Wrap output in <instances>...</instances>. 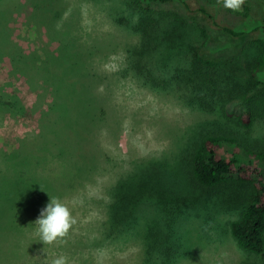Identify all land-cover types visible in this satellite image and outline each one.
Segmentation results:
<instances>
[{
  "label": "rangeland",
  "instance_id": "1",
  "mask_svg": "<svg viewBox=\"0 0 264 264\" xmlns=\"http://www.w3.org/2000/svg\"><path fill=\"white\" fill-rule=\"evenodd\" d=\"M149 9L176 14L179 21L170 20V25L181 31V35L168 31L169 43L163 42L147 62V70L159 80L168 78L174 68L186 67L198 48L215 59L239 58L243 63L254 54L247 36L230 39L211 31L204 39L199 28L205 23L199 16L183 17L172 5H152ZM216 10L218 18L232 28L249 27L259 17L257 6L249 0H244L239 11ZM139 12L134 0H0V89L15 96L22 107L20 113L0 111V150L9 152L20 139L29 138L32 145L39 141L41 145L35 148L41 146L45 153L48 149L54 155L62 148L60 166L75 164L88 171L85 178L69 184L74 185L73 191L50 199L67 203L77 221L68 236L55 244H44L35 224L41 213L37 212L31 226L23 228L35 243L19 264H52L60 256L66 257L67 264H160L165 255L158 252L157 246L150 247L148 255L142 252L141 242L149 244V237L144 240V235L135 236L142 234L152 220L162 234L161 241L171 231L173 243H163L159 248L163 252L169 247L168 264H259L264 259V253L254 256L239 250L229 235L228 224L236 218L243 199L229 196L226 201L227 189H205L182 178L185 152L197 136L226 131L258 149L264 142V122L256 119L251 128L242 130L224 114L187 107L179 99L181 92L176 86L154 88L142 76L127 70L126 51L139 41V32L133 31ZM245 12L246 18L241 16ZM5 34L18 44L21 55H28L24 57L26 67L21 64L17 71L10 68L4 57ZM70 52L83 57V70L88 69L94 96L93 100L87 99L92 100L94 108L85 101H76L80 114L87 118L85 122L76 118L83 132L62 137L58 135L59 126L53 123L57 116L60 120L59 113L48 108L54 97L63 96L58 93L63 85L57 76L64 65L58 55ZM47 57L53 60L46 64L51 80L39 69L31 68L33 62L38 65ZM87 91L85 87V95ZM223 107L231 117L243 111L238 99L227 101ZM93 111H97L98 118L94 126L90 122ZM49 141L59 143L57 150ZM42 143L47 144L44 147ZM150 164L157 175L164 171L175 177L170 184L172 195L161 194L139 204L133 237H125L123 230L111 238L103 237L110 189L131 173H143ZM52 169L54 172L57 167ZM47 193L49 196L53 192ZM74 197L82 203L73 206L70 201ZM169 216L174 217L173 222Z\"/></svg>",
  "mask_w": 264,
  "mask_h": 264
},
{
  "label": "trees",
  "instance_id": "2",
  "mask_svg": "<svg viewBox=\"0 0 264 264\" xmlns=\"http://www.w3.org/2000/svg\"><path fill=\"white\" fill-rule=\"evenodd\" d=\"M249 1H253L257 6L258 19L249 27L232 28L218 18L216 7L224 13L232 12L223 6L221 0H134L140 9L133 25V31L139 32V41L132 50L126 51V69L142 76L144 82L151 87L176 86L181 92L179 99L184 105L200 112L224 114L232 125L242 130L251 128L256 119L264 122V0ZM152 5L176 6L186 18L199 16L205 23L199 28L200 35L204 39L207 32L211 31L221 32L230 39L247 36L254 54L243 63L239 58L215 59L212 55L206 54L204 49L198 48L192 53L186 67L174 68L168 78L159 80L147 70V62L163 42L169 43L168 31L180 35L181 31L178 30V26L170 25L172 24L170 20L179 21L176 14L151 10L149 7ZM246 12L241 16L246 18ZM163 32L165 34L162 36ZM2 38L7 42L4 57L8 59L10 68L17 71L21 64L26 67L24 57L28 55L20 54L22 51L9 34L2 35ZM79 54L70 52L58 55L64 65L57 76L63 85L58 93L63 96L54 97L48 110L59 113L60 120L57 116L53 123L59 126L60 134L57 130L56 134L62 137L83 132L78 126L77 119L85 122L86 117L84 113L80 114L76 101H85L93 106L94 96L89 83L91 80L88 78L89 74H86L88 69L83 70L85 63ZM61 56L65 59L63 60ZM51 61H53L52 57H47L38 65L33 62L31 68L39 69L48 77L46 64H50ZM144 69L146 70L143 72ZM85 87L88 88L87 95L84 92ZM83 95L86 97L83 98ZM88 97L92 100H88ZM233 99L240 100L243 111L231 117L224 113L223 106ZM84 106L85 103L81 107ZM21 109L15 96L8 95L0 89V111L20 113ZM96 117L97 111H93L90 119L92 126L98 122ZM30 140L32 141L29 138L20 139L16 147L9 152L0 150V264H19L35 243V238L25 233L23 228L27 225L31 226L35 214L47 206L52 196L58 197L61 193H70L74 190V185L69 186V184L85 178L88 172L83 166L76 167L75 164L69 166L70 168L66 165L60 166L61 156L64 155L62 148L58 149L57 154L52 155L48 149L45 150L48 153L42 151L41 146L35 148L36 145H41L39 141L36 145H32ZM48 143L57 150L56 146L59 143L56 141ZM42 144L45 147L47 143ZM33 148L36 153L33 152ZM38 152L41 153L37 154ZM184 165L182 178L193 185L215 191L227 189L226 201L229 196L243 199L244 203L236 218L228 224L229 235L242 252L254 256L262 255L264 253V142L258 149H254L236 134L226 131L205 132L189 144L185 152ZM151 166L153 165H147L143 173H131L129 177L120 180L110 189V199L106 205V218L103 223L105 226L103 237L111 238L121 230L124 231L125 237H133L132 225L139 213L136 210L139 204L143 200L161 194L172 195L170 184H173L171 179L175 177L164 171L157 175L150 169ZM53 167H57L54 172ZM41 172H44L45 176H42ZM65 187L72 188L63 191ZM49 191L53 193L48 196ZM169 217L173 222L174 217ZM169 231L166 238L161 241L162 234L159 233L156 222L152 220L146 224L142 234L135 233V236L140 238L144 235V240L148 237L150 239L149 244L141 242L144 255H148L150 247L155 249L157 246L158 252L165 255L159 263L168 264L169 247L164 248L163 252L159 248L163 247V243L166 246L173 243ZM259 264H264V259Z\"/></svg>",
  "mask_w": 264,
  "mask_h": 264
},
{
  "label": "clouds",
  "instance_id": "3",
  "mask_svg": "<svg viewBox=\"0 0 264 264\" xmlns=\"http://www.w3.org/2000/svg\"><path fill=\"white\" fill-rule=\"evenodd\" d=\"M243 4L244 0H223V6L232 11H239ZM70 203L76 206L81 204L82 200L74 197ZM76 223L68 204L58 198L50 200L35 221L41 241L49 245L63 241ZM52 264H67V259L60 256L53 259Z\"/></svg>",
  "mask_w": 264,
  "mask_h": 264
}]
</instances>
